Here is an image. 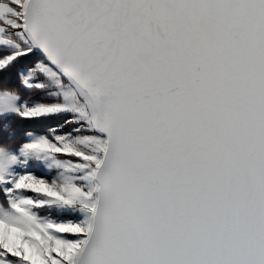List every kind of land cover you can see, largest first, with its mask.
<instances>
[{"label": "snow or ice", "instance_id": "1", "mask_svg": "<svg viewBox=\"0 0 264 264\" xmlns=\"http://www.w3.org/2000/svg\"><path fill=\"white\" fill-rule=\"evenodd\" d=\"M0 264H264V0H0Z\"/></svg>", "mask_w": 264, "mask_h": 264}]
</instances>
